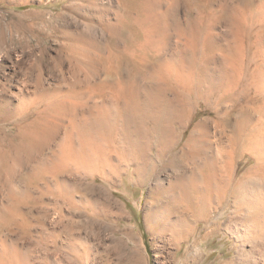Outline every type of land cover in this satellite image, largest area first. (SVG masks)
Returning a JSON list of instances; mask_svg holds the SVG:
<instances>
[{
  "label": "bare ground",
  "instance_id": "6f19581e",
  "mask_svg": "<svg viewBox=\"0 0 264 264\" xmlns=\"http://www.w3.org/2000/svg\"><path fill=\"white\" fill-rule=\"evenodd\" d=\"M48 14L58 23L40 15L41 26L60 31L61 52L72 63L68 75L45 78L37 64L33 79L9 72L0 79V264L40 262L38 221L56 227V210L79 204V179L91 192L98 178L111 183L118 176L109 174L113 164L129 158L144 181L150 148L164 136L152 133L168 127L173 112L163 98L168 94L190 105L195 92L207 105V91L218 88L220 100L239 102L238 135L217 143L207 138L217 122L203 118L192 126L182 147L184 158L195 161L192 172L181 166L167 176V186L155 183L159 198L144 213L150 227L173 239L203 221L216 231L215 210L251 220L238 227L228 213L224 230L240 241L252 224L264 225V0H66L57 16ZM235 147L254 160L240 176L232 173ZM98 202L88 196L82 207L96 212ZM249 247L222 264H264V249Z\"/></svg>",
  "mask_w": 264,
  "mask_h": 264
},
{
  "label": "rangeland",
  "instance_id": "374dc122",
  "mask_svg": "<svg viewBox=\"0 0 264 264\" xmlns=\"http://www.w3.org/2000/svg\"><path fill=\"white\" fill-rule=\"evenodd\" d=\"M65 1L0 0V53L4 54L0 63L5 66L0 71V79H2L3 72L33 79L38 72L37 64L40 65V69L42 68V75L45 78L59 79L62 75H68L72 63L61 52L63 37L60 31L58 28L42 27L39 19L40 15L44 18H51L48 12L57 16ZM51 19L54 25L58 23V19ZM209 64L212 65H209L212 72L215 66L214 60H209ZM88 67L97 70L99 64L98 66L95 64L88 65ZM207 92V105L204 100L199 101L197 99L195 92H192L188 97L190 105L186 104L185 100L187 101V99H181L176 95L168 94L163 97L168 110L172 109L173 112L170 110L168 112V127L157 129L152 134L156 137L167 136L171 131V136L174 137L170 136V141L168 136L166 137L167 140L162 136L160 137L161 140L151 146L149 175L146 174L143 182L139 180L140 175L133 171L135 164L133 160L128 158L125 159V163L115 162L109 174H118V176L114 177L110 181L111 183L98 178L96 182L100 186L95 187L90 192V189L87 188L89 187L88 181L81 179L77 181L74 185V196L79 204L74 206L66 203L62 208L56 210V218L58 217V221H61L60 223L57 221L58 227L51 226L47 222L45 224L41 220L38 221L36 228V253L38 254L36 257L44 259L43 256L46 254L44 259L46 263L42 259L39 260L42 261V264H84L85 260H87V264H222L235 257L241 258L245 255V251L250 248V244L251 246L256 244V246L264 249V225L258 227L262 223H255V225L252 224L251 227H248L250 228V236L247 240L243 239L242 241L237 240L233 234L224 230V226L228 223L227 218L230 217L229 214H231L230 222L233 225L244 228L251 223L249 218H244L245 216H242L243 218L236 217L237 212L230 213L227 210L225 214L219 215L221 212L215 210L211 217L209 214L208 217L220 224L219 229L212 231L211 227L214 223L206 227L203 221L197 228L186 230L182 239H173L169 232H160L159 227L154 228V224L150 227L152 224L150 216L146 215L145 217L144 215L145 211L147 214L148 209L152 206L151 201L159 198L153 191L157 181L161 180V185L167 186V176L171 173L176 174L181 166L185 169L190 168L189 172H192L195 161L191 156L184 158L182 152L184 149L186 150L185 141L199 119L207 118L209 122L212 120L213 124L218 123L216 124L217 127L214 125L211 127L207 137L212 142L226 141L229 134L231 135L233 132L234 135H238L234 123L235 118H238L239 102L227 99L220 100L218 95L221 94V91L218 88ZM251 93H254L253 88H251ZM1 95L6 97L4 99L10 97L9 93L5 91ZM235 148L232 173L240 176L243 172L246 174L247 169L254 165V160L248 153H241L238 147ZM158 150L161 154L158 153ZM88 196L92 199L95 197V200L99 201L96 206L99 208H97L98 211L94 212L89 208L82 207ZM165 199L167 200V197L164 195L163 200ZM162 202L164 203V201ZM48 211L51 214L53 209ZM183 214L190 215L189 213ZM187 217L190 218V216ZM160 223L162 229L164 220L161 219ZM57 231L60 232H58V236H55ZM41 239L43 240L41 241ZM85 249H87L86 254H84ZM44 250L45 252H43ZM47 256L49 259L46 258ZM132 256L134 260H132ZM40 262L37 264H41Z\"/></svg>",
  "mask_w": 264,
  "mask_h": 264
}]
</instances>
